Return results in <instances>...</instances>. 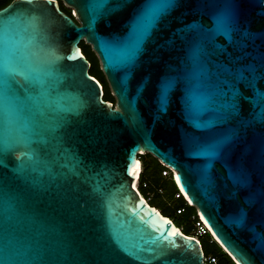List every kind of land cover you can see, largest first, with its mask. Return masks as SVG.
Wrapping results in <instances>:
<instances>
[{
	"label": "water",
	"instance_id": "obj_1",
	"mask_svg": "<svg viewBox=\"0 0 264 264\" xmlns=\"http://www.w3.org/2000/svg\"><path fill=\"white\" fill-rule=\"evenodd\" d=\"M60 1L73 18L0 9V264H203L134 188L141 153L235 264H264V0Z\"/></svg>",
	"mask_w": 264,
	"mask_h": 264
},
{
	"label": "trees",
	"instance_id": "obj_2",
	"mask_svg": "<svg viewBox=\"0 0 264 264\" xmlns=\"http://www.w3.org/2000/svg\"><path fill=\"white\" fill-rule=\"evenodd\" d=\"M11 1L12 0H0V9L8 5ZM58 1L60 9L68 16L73 18L70 13V9L66 8L60 0ZM81 43L79 44V46L87 60L90 62L89 74L101 83L104 91L103 99L114 104L115 99L110 93L108 83L101 70V67L98 65V62L96 60L97 57H94V59L91 57V55L89 56ZM147 156L149 157V159L144 160L143 164H141L138 191L145 199H147L148 194H151L152 198L148 200V203L151 206H155L163 215L168 216L170 219H172L171 215L174 214L176 219H178V222L182 224H180L179 226L175 223L181 229L183 234L186 236H192V231L195 229V222L199 221L197 218L196 208L192 205H188L186 199H184L183 197H180L178 199L175 198V194L178 192V189L173 181V174L171 172H168L167 168L161 165L160 162L150 154H147ZM142 158L143 155H139V161ZM162 172H166V175L163 176ZM142 183H146V186H142ZM167 200H174L176 203H174L173 206H169L167 204ZM181 217L185 220L186 224H183ZM189 221H191V224H188ZM205 236L208 237L209 243L215 244L218 249V253L209 255L218 256L220 264H234L232 259L225 253V251L214 240L211 241V236L209 233L202 236L201 238ZM201 238L200 243L203 252L206 255V248L202 243Z\"/></svg>",
	"mask_w": 264,
	"mask_h": 264
},
{
	"label": "rangeland",
	"instance_id": "obj_3",
	"mask_svg": "<svg viewBox=\"0 0 264 264\" xmlns=\"http://www.w3.org/2000/svg\"><path fill=\"white\" fill-rule=\"evenodd\" d=\"M67 8V7H66ZM69 9V8H68ZM70 13H71V15L72 16H74V14H75V12H74V10L73 9H70ZM82 44V46L85 48V50H86V52L88 53V55L90 56L91 55V57L92 58H96L97 56L95 55V53L92 51V49H91V46L90 45H87V44H85L84 43V41L81 43ZM94 58V59H95ZM96 60H97V62H98V65L100 66V62H99V60H98V58H96ZM109 87V86H108ZM109 90H110V88H109ZM110 93H111V91H110ZM141 155H143V160L141 159L140 161H141V164H143V161L144 160H147V159H149V157L147 156V154L145 155L144 153H141ZM145 155V156H144ZM161 164V163H160ZM161 165H163V164H161ZM164 166V165H163ZM165 167V166H164ZM167 168V167H166ZM167 171L168 172H171L170 171V169H168L167 168ZM165 173V174H164ZM172 174H173V172H172ZM162 175L164 176V175H166V172H162ZM160 192V191H159ZM152 198V196H151V194H148V197H147V201H148V199L150 200ZM174 203H176L174 200H167V204L169 205V206H173L174 205ZM176 212H178V211H176ZM172 217V221L174 222V223H176L177 225H179L180 226V224L181 223H179L178 222V219H176V217L174 216V214L173 215H171ZM181 219H182V221H183V224L185 223V220L181 217ZM186 224V223H185ZM188 224H191V221H189V223ZM182 225V224H181ZM195 230H196V228L192 231V234H194V232H195ZM201 241H202V243L204 244V246H205V248H206V255H209V254H216V253H218V249H217V246L215 245V244H211V243H209V240H208V237L207 236H205V237H203V238H201Z\"/></svg>",
	"mask_w": 264,
	"mask_h": 264
},
{
	"label": "built area",
	"instance_id": "obj_4",
	"mask_svg": "<svg viewBox=\"0 0 264 264\" xmlns=\"http://www.w3.org/2000/svg\"><path fill=\"white\" fill-rule=\"evenodd\" d=\"M170 171H171V173L173 172L172 170H170ZM139 182H140V180L138 181L137 188H138ZM142 186L145 187L146 183H142ZM180 197L184 198V195H183V193L180 190H178V192L175 194V198L178 199ZM187 204L191 206L190 203L187 202ZM197 218H198L199 221L195 222L196 230H195L194 234H192V237L200 242V238L202 236L206 235L207 233H209L210 236H211V241L214 240L216 242L215 238L211 235L209 228L206 226V224L201 219V217L198 215V213H197ZM203 264H220L219 257L216 256V255H205L204 254V256H203Z\"/></svg>",
	"mask_w": 264,
	"mask_h": 264
},
{
	"label": "bare ground",
	"instance_id": "obj_5",
	"mask_svg": "<svg viewBox=\"0 0 264 264\" xmlns=\"http://www.w3.org/2000/svg\"><path fill=\"white\" fill-rule=\"evenodd\" d=\"M138 164H139V168H138V175H137V177L134 179V181H133V185H134V188H136V190L138 191V188H137V184H138V181H139V175H140V170H141V163H140V161H139V159H138ZM174 173V172H173ZM182 192V191H181ZM140 193V192H139ZM141 195V194H140ZM184 195V194H183ZM184 198L186 199V197L184 196ZM186 201H187V199H186ZM188 202V201H187ZM189 203V202H188ZM216 240V239H215Z\"/></svg>",
	"mask_w": 264,
	"mask_h": 264
},
{
	"label": "clouds",
	"instance_id": "obj_6",
	"mask_svg": "<svg viewBox=\"0 0 264 264\" xmlns=\"http://www.w3.org/2000/svg\"><path fill=\"white\" fill-rule=\"evenodd\" d=\"M179 190V189H178Z\"/></svg>",
	"mask_w": 264,
	"mask_h": 264
}]
</instances>
